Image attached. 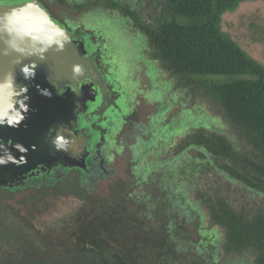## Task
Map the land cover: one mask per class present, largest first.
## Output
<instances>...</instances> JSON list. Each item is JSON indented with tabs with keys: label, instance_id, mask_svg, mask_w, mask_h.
Listing matches in <instances>:
<instances>
[{
	"label": "trees",
	"instance_id": "16d2710c",
	"mask_svg": "<svg viewBox=\"0 0 264 264\" xmlns=\"http://www.w3.org/2000/svg\"><path fill=\"white\" fill-rule=\"evenodd\" d=\"M13 1L21 0L0 3ZM240 1L150 0L163 10L155 19L141 12L142 0L140 13L119 9L167 83L194 87L184 88L188 101L179 95L163 105L178 104L176 122L163 126L167 117L156 116L132 128L144 135L140 157L152 159L129 169L141 183L152 173L158 181L140 193L136 211L115 203L127 184L116 181L109 197L88 195L61 229L25 241L0 264H240L239 253L264 264V68L220 28L221 15Z\"/></svg>",
	"mask_w": 264,
	"mask_h": 264
},
{
	"label": "rangeland",
	"instance_id": "374dc122",
	"mask_svg": "<svg viewBox=\"0 0 264 264\" xmlns=\"http://www.w3.org/2000/svg\"><path fill=\"white\" fill-rule=\"evenodd\" d=\"M83 1L77 0L75 2L85 3L88 6L92 5L95 8H105L113 3V0ZM142 1L145 2V6L141 7L142 13L151 15L154 19L163 14V10L155 11L156 8L150 4V0ZM122 2L124 5L121 8L122 14H124V9H129L127 5L136 4V0H122ZM69 4H73L72 1H69ZM116 10L113 13L114 16L106 11V15H101L102 12H96L92 16L85 17L81 32L96 38L98 42L105 45L113 64L112 75L116 78L118 85L128 86V88L134 85V90L137 91L138 84H140L139 90L143 93L148 92L145 95L146 98H151V103L155 102L153 100L162 102L165 97L169 101L170 97L179 95L181 96L179 103L181 99L188 101L191 95H189L190 93L185 94L184 88L194 89L189 84L182 87L183 85L177 83L178 85L174 84L171 90L169 84L162 81L159 85L161 87L160 92L154 94L151 91L153 87L158 88V85L150 82L147 78L151 63L147 61L146 56L150 54L145 51V41L141 35H137L134 31L138 28L135 21L131 18L127 19L125 16L122 17L120 10ZM138 12L140 13V5ZM220 28L248 56L264 68V0H241L234 9L221 15ZM149 78L155 81L158 76L151 70ZM164 86L166 88H162ZM165 91H169V93L164 94ZM137 92L139 93V91ZM142 106L143 113L137 118V123L141 120L144 127L151 123V117L156 116H159L162 120L167 117L161 124L163 126L174 120L176 122L177 119L173 117L177 116L180 111L178 104L174 105L173 108L166 106L152 107L148 106V103L144 100ZM166 108L170 111L164 114L163 111ZM130 133L134 136L141 135L139 131L131 130L127 133L129 142L133 137ZM144 139L148 140L147 138ZM123 155V158L114 163L113 178L103 183L94 193L92 199L106 197L118 181V187L125 184L128 186H125V192H122L120 196L117 195L114 199L115 203H117V200L124 201L127 207H134L136 211L140 207V193H145L144 190L148 188L147 184L149 182H156L158 179L155 177V173H152L147 182L141 183L140 179L143 175H140V171V177H137L129 169L131 166L140 165V162L142 167L146 168L152 158H146L145 155L131 161L132 154L128 150ZM118 187L114 191L117 194L120 189ZM145 196L143 195V197ZM89 199L90 197L87 196L84 190L71 186L69 183H62L54 189L24 190L14 194L0 189V256L16 250L19 251L27 246L26 242L28 240L33 237L39 238L41 233L61 229L70 221L73 214L85 206L86 200ZM14 231L18 235V239H16ZM9 236H11V240L8 239ZM226 256L227 254L222 257V260L226 259ZM236 257H238L240 264H253L252 256L247 253H239Z\"/></svg>",
	"mask_w": 264,
	"mask_h": 264
},
{
	"label": "flooded vegetation",
	"instance_id": "af4514ba",
	"mask_svg": "<svg viewBox=\"0 0 264 264\" xmlns=\"http://www.w3.org/2000/svg\"><path fill=\"white\" fill-rule=\"evenodd\" d=\"M69 1H72L73 4H59L56 0H42L39 3L72 36L84 42L82 46L87 50V62L95 70V83L90 82L89 86L84 88L81 92L82 96L77 98V106L73 110L71 122L73 136L70 137L73 159L69 162L59 161L50 168L46 175L30 178L27 185L16 193L24 190L54 189L62 183H69L71 186L84 190L87 196L92 195L103 183L113 177L114 163L126 150L131 152L134 160L140 158V143L143 141L144 135L141 136V140L138 135L129 142L127 133L138 125L136 120L143 113V101L145 100L152 107H161L168 101V98L165 97L162 102L153 100L155 102L151 103V98H146L145 95L148 92L143 93L139 90L140 84L137 88L139 93L134 90V85L129 88L128 86H119L116 78L112 75L113 64L105 45L98 42L96 38L81 32L85 17L92 16L96 12L106 15V11L113 15L117 11L116 9L124 6L122 0H113L117 7L111 4L105 8H95L92 5L75 2L77 0ZM139 5L140 1L136 0V4L127 6L130 13L136 14L139 13ZM129 11L126 13L127 15H130ZM134 31L140 35L139 29ZM146 57L147 61L151 63L147 78L150 82L158 85V88L153 87L151 90L155 94L160 92V83L162 81L167 83V80L162 65L152 57ZM151 70L158 76L155 81L149 78ZM169 87L172 89L171 84ZM165 93H169V91H165ZM166 111L164 110L163 113ZM138 166L140 167V165ZM88 188L92 189L91 194H89Z\"/></svg>",
	"mask_w": 264,
	"mask_h": 264
},
{
	"label": "water",
	"instance_id": "95a60500",
	"mask_svg": "<svg viewBox=\"0 0 264 264\" xmlns=\"http://www.w3.org/2000/svg\"><path fill=\"white\" fill-rule=\"evenodd\" d=\"M24 2H1L0 8L19 6ZM73 38L72 44L67 45L64 51H50L47 54L33 81H24L19 75L17 77L19 83L29 87L30 110L19 128L0 127V140L9 145L22 144L27 149L25 154L14 148L11 151L17 159L24 155L26 162L22 165L10 163L0 166V189L16 192L26 186L30 178L46 175L57 162L73 159L71 143L66 152L56 151L50 144L56 135L67 136L71 133L76 100L82 96L84 88L95 81V70L87 62V50L82 46L84 42L75 36ZM73 65H80L82 73L74 76ZM11 66L9 59H0V72L8 71ZM36 85L48 89L50 97L40 95ZM88 192L91 194L92 189L88 188ZM85 245L87 249L99 252L89 243Z\"/></svg>",
	"mask_w": 264,
	"mask_h": 264
},
{
	"label": "clouds",
	"instance_id": "9594fccd",
	"mask_svg": "<svg viewBox=\"0 0 264 264\" xmlns=\"http://www.w3.org/2000/svg\"><path fill=\"white\" fill-rule=\"evenodd\" d=\"M73 36L57 22L39 3V0H25L19 6L0 8V59H9L11 68L0 72V127L17 129L29 113V87L18 82V75L24 81H33L40 63L50 51H64L73 42ZM74 76L82 73L80 65L72 66ZM40 95L50 97L48 89L36 85ZM69 135H56L50 140L56 151H68ZM25 154L27 149L19 143L5 144L0 140V166L22 165L24 155L17 159L11 149Z\"/></svg>",
	"mask_w": 264,
	"mask_h": 264
}]
</instances>
